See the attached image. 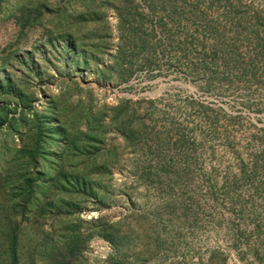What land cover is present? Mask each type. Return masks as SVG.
<instances>
[{
	"label": "rangeland",
	"instance_id": "1",
	"mask_svg": "<svg viewBox=\"0 0 264 264\" xmlns=\"http://www.w3.org/2000/svg\"><path fill=\"white\" fill-rule=\"evenodd\" d=\"M239 1L235 25L225 22L238 51L235 61L214 60L209 38L202 47L189 36L186 56L178 48L170 57L162 51L158 65L138 68L117 84L98 77L112 64L118 43V18L109 4L97 0L99 14L92 21L79 16L92 10L73 1L61 30L51 23L56 0H49L40 25L22 27L17 12L0 10V85L19 87L28 104L40 109L63 80L75 79L84 102L87 91L95 109L130 100L144 125V136L129 147L115 129L106 134L101 151L111 153L100 159L111 173L101 179L104 194L100 188L101 198L88 200L79 218L83 231L92 222L106 226L119 248L94 236L80 255L82 264H119L115 258L123 251L122 264H264V156L258 157L264 149V53L250 26L264 20V0ZM216 4L210 12L219 15L224 0ZM167 29L176 39L171 25ZM66 31L84 33L77 39L88 54L87 37L100 41L109 32L112 45L98 64L80 66L81 56L67 50ZM174 41L164 45L176 47ZM1 105L9 116L23 107L10 95L0 97ZM254 155L259 168L251 172Z\"/></svg>",
	"mask_w": 264,
	"mask_h": 264
},
{
	"label": "trees",
	"instance_id": "2",
	"mask_svg": "<svg viewBox=\"0 0 264 264\" xmlns=\"http://www.w3.org/2000/svg\"><path fill=\"white\" fill-rule=\"evenodd\" d=\"M56 1L62 4L56 6L58 13L51 23L61 30L71 17L69 9L74 11L70 5L77 0ZM78 1L92 10L79 16L97 20V0ZM115 1L99 0L100 4H109L118 18L116 52L112 64L99 71L102 81L117 84L128 80L138 68H153L159 64L162 51L170 57L171 49L178 48L186 56L189 36L202 47L209 38L214 60L218 57L228 63L236 60L238 51L227 39L230 27L225 22L235 25L233 18L240 10L239 0H234L237 9L224 0L225 10L219 15L212 14L210 9L223 0ZM8 2L0 0V10H9L12 15L17 12L15 18L22 27L40 25L49 8V0ZM241 23L238 21L237 25ZM168 25L175 31L176 39L169 33ZM250 26L253 40L264 53V20L258 18ZM190 29L197 35L191 34ZM64 34L68 52L81 56L80 66L87 67L91 60L98 64L112 45L109 32L100 41L87 37L84 40L90 43L88 54L77 39L84 36L83 32ZM172 39L176 47L171 43L164 45ZM162 45L165 48L160 51ZM205 61L203 58L201 67L206 66ZM189 71L192 73V69ZM0 87V97L10 95L23 106L19 111L11 110L14 112L11 116L6 106H0V264H82L80 255L94 236L106 238L113 248H119L114 237L105 233L106 226L92 222L83 231L84 221L79 214L88 200L101 198L98 196L100 188H104L101 179L111 173L108 162L100 159L111 153L101 151L109 129H115L128 147L144 136L139 132L144 125L134 117L132 109L136 108L130 105L131 101L120 99L114 106L95 109L93 93L87 91L84 102L82 88L75 79H69L61 82L57 94L50 95L40 109H35L19 87L12 88L10 83ZM257 156L247 167L251 172L259 168L258 157L264 156V149ZM125 246L126 241L121 247ZM122 255L124 251L115 258L119 264Z\"/></svg>",
	"mask_w": 264,
	"mask_h": 264
}]
</instances>
